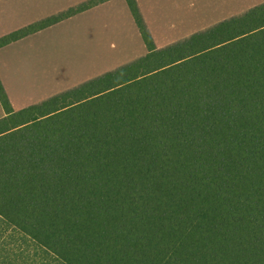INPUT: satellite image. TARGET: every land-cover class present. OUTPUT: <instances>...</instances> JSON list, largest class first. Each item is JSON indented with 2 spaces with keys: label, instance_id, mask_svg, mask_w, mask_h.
<instances>
[{
  "label": "trees",
  "instance_id": "obj_1",
  "mask_svg": "<svg viewBox=\"0 0 264 264\" xmlns=\"http://www.w3.org/2000/svg\"><path fill=\"white\" fill-rule=\"evenodd\" d=\"M126 2L143 57L19 111L0 81V246L43 264H264V4L157 48Z\"/></svg>",
  "mask_w": 264,
  "mask_h": 264
},
{
  "label": "rangeland",
  "instance_id": "obj_2",
  "mask_svg": "<svg viewBox=\"0 0 264 264\" xmlns=\"http://www.w3.org/2000/svg\"><path fill=\"white\" fill-rule=\"evenodd\" d=\"M32 1L43 4L36 13H51L62 11L74 0ZM141 3L137 6L144 23L156 47L161 48L240 16L264 0H141ZM123 4H96L76 17L74 14L73 18L58 21L70 19L46 33L40 41L33 40L0 53V81L13 108L21 110L37 104L141 57L145 51L142 38L129 7ZM99 7L101 9L96 10ZM7 23L0 10V37L6 35L8 28L4 24ZM2 116L0 107V118ZM1 245L0 263L9 258L5 253L8 250L13 254L8 259L11 264H43L46 261L34 248H30L29 253L18 251L20 240L16 237Z\"/></svg>",
  "mask_w": 264,
  "mask_h": 264
},
{
  "label": "crops",
  "instance_id": "obj_3",
  "mask_svg": "<svg viewBox=\"0 0 264 264\" xmlns=\"http://www.w3.org/2000/svg\"><path fill=\"white\" fill-rule=\"evenodd\" d=\"M87 1H90V0H74L71 4H68L67 7L64 8L63 10H66L68 8L71 9V8L77 6V5L79 6L81 4L87 3ZM135 1H136V4H142L141 0H135ZM40 2H47L48 3L50 1L49 0H40ZM123 2H125L127 4L126 0H106V1H104V3H101V4H107L109 6V5H112V4H123ZM55 4H58V3H55ZM262 4H264V3H262ZM42 6H43V4H33L32 0H0V10L4 14L6 20L8 21L7 24H9V26L7 24H4L8 28L7 31L4 33V34H6L5 36H7V34L9 35V34H12L14 32H17V31H19L21 29H24V28H26V27H28L30 25H33V24H36V23L41 22L43 20H46V19H48L50 17H54L56 15H59V14H61L60 12L63 11V10L60 11V9H59L58 11L51 12V13L50 12H41V13L39 12V13H36L37 9H40V7H42ZM127 7H128V5H127ZM98 9H101V7L96 8V10H98ZM58 12H59V14H58ZM32 13H33V16H32ZM78 14H80V13L75 14L74 17H76ZM72 18H73V16H72ZM68 21H70V19L66 20L64 22H60V23L51 25V26H49L47 28H44V29H42V30H40V31H38L36 33L28 35V36H26V37H24V38H22L20 40L12 42L11 44L1 48L0 49V53L7 52V51H10L12 49H17L18 46L27 45L33 40L40 41L43 38L42 36H44L46 33L49 34L50 32L53 31V29L57 28L58 25H62L65 22H68ZM134 24H135V22H134ZM135 26H136V24H135ZM136 28H137V26H136ZM137 31H138V28H137ZM1 37H4V35L1 36ZM153 41H154V39H153ZM179 41H181V40H179ZM142 43L144 45V42H142ZM154 44H155V41H154ZM155 46H156V44H155ZM157 48H160V47H157ZM161 48H164V47H161ZM144 49H145V51H144V53H141L142 54L141 57L146 55L147 51H146L145 45H144ZM141 57H139V58H141ZM133 61H135V60H133ZM128 63H130V62H128ZM109 72H111V71H109ZM0 80H1V78H0ZM2 85H3V82H2ZM4 90L6 92L5 87H4ZM6 94H7V92H6ZM58 94H60V93H58ZM58 94H55V95H58ZM55 95H53V96H55ZM53 96H50V97L46 98L45 100H47V99H49V98H51ZM8 99H9V97H8ZM45 100H42L41 102H43ZM9 101H10V99H9ZM41 102H39V103H41ZM39 103H37V104H39ZM10 104H11V101H10ZM33 105H35V104H33ZM11 106H12V104H11ZM0 107H1V105H0ZM27 107H29V106H27ZM1 109H2V107H1ZM12 109L14 111H19V110H15L13 108V106H12ZM2 112H3V116L0 119L5 117V113H4L3 109H2Z\"/></svg>",
  "mask_w": 264,
  "mask_h": 264
}]
</instances>
